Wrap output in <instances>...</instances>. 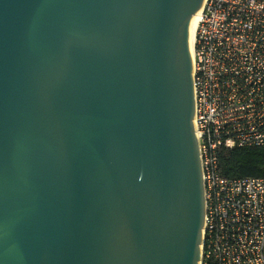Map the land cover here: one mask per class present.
Returning a JSON list of instances; mask_svg holds the SVG:
<instances>
[{"label":"water","instance_id":"obj_1","mask_svg":"<svg viewBox=\"0 0 264 264\" xmlns=\"http://www.w3.org/2000/svg\"><path fill=\"white\" fill-rule=\"evenodd\" d=\"M204 1L0 0V264L201 263Z\"/></svg>","mask_w":264,"mask_h":264},{"label":"built area","instance_id":"obj_2","mask_svg":"<svg viewBox=\"0 0 264 264\" xmlns=\"http://www.w3.org/2000/svg\"><path fill=\"white\" fill-rule=\"evenodd\" d=\"M206 215L200 264H264V178L226 179L222 149L264 147V0H207L194 44Z\"/></svg>","mask_w":264,"mask_h":264},{"label":"trees","instance_id":"obj_3","mask_svg":"<svg viewBox=\"0 0 264 264\" xmlns=\"http://www.w3.org/2000/svg\"><path fill=\"white\" fill-rule=\"evenodd\" d=\"M219 172L226 179L264 178V147L220 150Z\"/></svg>","mask_w":264,"mask_h":264},{"label":"bare ground","instance_id":"obj_4","mask_svg":"<svg viewBox=\"0 0 264 264\" xmlns=\"http://www.w3.org/2000/svg\"><path fill=\"white\" fill-rule=\"evenodd\" d=\"M206 1L207 0L204 1V4L201 7V9L195 14L193 20L191 21V27L189 30L188 43H189V50H190L191 63H192V76L194 74V44H195L196 32Z\"/></svg>","mask_w":264,"mask_h":264}]
</instances>
